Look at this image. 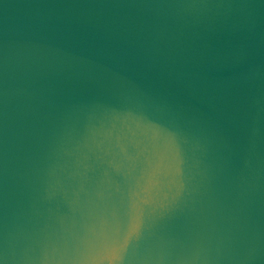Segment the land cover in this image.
Segmentation results:
<instances>
[{"label": "water", "instance_id": "95a60500", "mask_svg": "<svg viewBox=\"0 0 264 264\" xmlns=\"http://www.w3.org/2000/svg\"><path fill=\"white\" fill-rule=\"evenodd\" d=\"M0 264H264V0H0Z\"/></svg>", "mask_w": 264, "mask_h": 264}]
</instances>
